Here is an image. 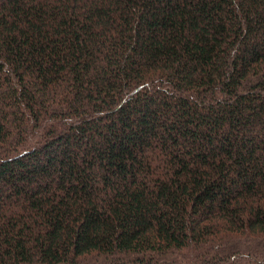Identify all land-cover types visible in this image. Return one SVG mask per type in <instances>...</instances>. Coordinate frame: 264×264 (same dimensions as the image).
Instances as JSON below:
<instances>
[{"label":"trees","instance_id":"1","mask_svg":"<svg viewBox=\"0 0 264 264\" xmlns=\"http://www.w3.org/2000/svg\"><path fill=\"white\" fill-rule=\"evenodd\" d=\"M0 264H264V0H0Z\"/></svg>","mask_w":264,"mask_h":264}]
</instances>
